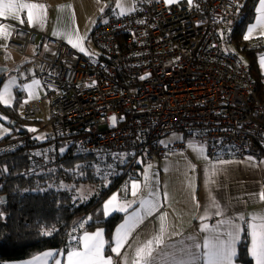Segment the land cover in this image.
I'll return each instance as SVG.
<instances>
[{"label": "built area", "instance_id": "2783aa9c", "mask_svg": "<svg viewBox=\"0 0 264 264\" xmlns=\"http://www.w3.org/2000/svg\"><path fill=\"white\" fill-rule=\"evenodd\" d=\"M133 4L93 27L94 55L26 28L12 31L7 47L21 60L13 70L17 86L43 84V94L20 102L18 114L30 133L29 122L51 133L41 145L16 135L0 143V153L29 143L25 172H32L70 149L99 176L129 180L141 175L145 159L182 147L161 142L181 131L212 158L264 160V75L253 78L250 63L226 49L239 0ZM263 47L255 39L241 49Z\"/></svg>", "mask_w": 264, "mask_h": 264}, {"label": "crops", "instance_id": "0c3cea01", "mask_svg": "<svg viewBox=\"0 0 264 264\" xmlns=\"http://www.w3.org/2000/svg\"><path fill=\"white\" fill-rule=\"evenodd\" d=\"M132 1L24 0L27 3L44 6L43 20L35 25H30L25 13L20 14L21 19L24 20L23 23L11 18L0 17V94L4 93L6 87L3 86L4 82L11 76L15 79L13 70L21 63L16 53L7 47L8 39L15 28L22 27L35 31L40 40L43 37H52L68 43L70 36L72 43L68 44L80 51L79 47L73 46L79 44L85 52L93 27L111 12L119 14L117 3L123 5L130 2L129 9H122L126 13L131 12L134 7ZM164 1L166 2V0ZM188 1L173 0V2L179 3ZM259 3L260 0H257L255 15L246 26L244 38L248 36L247 39L256 38L264 42V28L256 27L249 33L250 26L256 24L257 17L260 15L256 11ZM78 37L83 39L78 40ZM257 50V76H262L264 75V66L261 64V59L264 58V47ZM34 82H38V84ZM14 84L13 91L15 95L18 94L21 97L20 102L34 100L43 94V84L39 79L22 87L17 86L15 79ZM0 102L3 105H9L4 103L3 99H0ZM1 123L8 125L7 118L0 113V139L11 131L7 132ZM33 132L35 129L32 127V137H34ZM175 142H183V146L166 151L160 158L145 160L139 177L126 180L119 191L112 192L83 219V225H85L91 221L104 220L117 212L123 213L111 234V246L115 247L117 230L127 222V228L130 231L126 235L124 230L120 232L123 237L120 255L105 251L106 233L104 227L96 226L88 230L85 229L78 239L84 233L94 234L101 230L105 242L103 254L105 257L111 256L113 264H138V262L143 264V260L137 256L136 250L148 245L149 241L153 242L150 245L152 257L149 258V264H181V262L183 264H204L203 261L193 262L189 253H202L205 251L202 245L206 237L210 234H219L223 237L226 232L233 230L234 225H239L244 231L240 233L237 250L239 251L243 239L246 241L248 250L251 238L247 225L249 223H264V198H261L264 190V160L251 156L212 158L201 144L191 139ZM201 147L204 149L203 158L197 155V150ZM134 183L139 186L135 196L132 195ZM114 195L117 200L110 205L109 214L105 215L104 205ZM141 201H145L146 204L141 205ZM151 203H155V209L151 215H145V208ZM129 204L130 206H128ZM121 206L126 207V211L115 210ZM133 213L138 215L132 216ZM130 216H132L131 220H129ZM240 217L244 219H239ZM252 217H257V220H253ZM162 225L163 233H161ZM161 235L163 243L157 244L155 238ZM195 244H200L201 248H195ZM74 247H77V243L62 251L66 252ZM47 251L56 252L58 250L44 249L32 257L17 261H5L3 264H24L25 261L42 256ZM247 255L252 264H256L255 259L248 254V251ZM36 264H45V262L37 261ZM46 264H54V260L49 258ZM235 264L243 263L238 258Z\"/></svg>", "mask_w": 264, "mask_h": 264}, {"label": "trees", "instance_id": "16d2710c", "mask_svg": "<svg viewBox=\"0 0 264 264\" xmlns=\"http://www.w3.org/2000/svg\"><path fill=\"white\" fill-rule=\"evenodd\" d=\"M257 0H240L231 17L233 36L238 44L246 26L255 15ZM250 58L251 73L257 79V66L253 49H244ZM21 97L17 94L11 105L0 102V113L8 119L11 131L0 143L24 134L38 145L50 141L49 136L39 141L23 127L17 112ZM13 122V123H12ZM29 141V140H28ZM27 143L15 150L0 153V262L17 261L32 257L44 249L66 250L76 245L83 230L101 226L106 233V252L111 244V234L123 213L91 221L83 225V219L100 205L112 192L126 181L124 174L116 177L99 176L87 158L74 154L70 149L59 154L56 163L38 171L25 172L27 167ZM147 160V159H145ZM89 181L98 184L95 192L85 201H78L67 188H51L48 183ZM5 195V199L1 196ZM50 232L51 235H44ZM73 237L76 239L74 240ZM239 260L252 264L247 255L246 241L239 246Z\"/></svg>", "mask_w": 264, "mask_h": 264}, {"label": "snow or ice", "instance_id": "6c2138e0", "mask_svg": "<svg viewBox=\"0 0 264 264\" xmlns=\"http://www.w3.org/2000/svg\"><path fill=\"white\" fill-rule=\"evenodd\" d=\"M166 2L171 3L173 0H166ZM122 5L117 3V8H121ZM43 11L44 6L36 3H27L24 0H0V17L11 18L18 20L20 23H23L24 20L21 19L20 14L25 13L27 22L30 25H35L43 20ZM256 11L260 14L257 17L256 24L250 26L249 33H251L256 27L264 28V0H260L259 7ZM121 15L126 14V11H122ZM7 35V33H5ZM246 39L248 36L245 37ZM78 40L83 38H77ZM68 43H72V39L69 36ZM74 47H79L81 52L84 51L83 47H80L79 44L73 45ZM261 64L264 66V58L261 59ZM143 78V77H142ZM37 83L38 82H34ZM8 91L7 86L5 87V93ZM0 99H3V94H0ZM7 103V102H6ZM115 119V118H113ZM204 149L201 147L197 150V155L203 158ZM138 185L133 184L132 195L135 196L138 190ZM261 198H264L262 194ZM117 200V197L114 195L107 201L104 205V214L108 215L110 211V205ZM135 203V201H132ZM145 201H141V205H145ZM130 206V204L128 205ZM155 209V203H151L145 208V215H151L152 211ZM118 211H126V207L121 206ZM219 214V213H217ZM137 213H133L132 216H137ZM132 216L129 217V220L132 219ZM239 219H244L240 217ZM253 220H257V217H252ZM223 223V221H221ZM206 228V226H205ZM247 228L250 230L248 234L251 238L250 247L248 248V254L255 259L256 264H264V223H249ZM124 230L125 235L129 228H127V222L124 225L120 226V229L117 230V236L115 239V247H112L111 244L108 245V251L111 253L120 255V248L123 246V237L120 235V232ZM215 231V230H213ZM244 229L239 225H234L231 232H226L223 237L219 234H210L203 241L202 247L205 249L202 253H189L191 260L194 261H203L204 264H235V261L239 258V253L237 250V242L240 239V233ZM164 232L163 225L161 226V233ZM44 235H51L50 232H45ZM75 240L76 238L73 237ZM157 244L163 243L162 235L155 238ZM77 247L71 248L66 252L58 250L56 252L47 251L42 254V256L34 257L32 260L25 261L24 264H36L37 261H46L51 258L54 260V264H113V258L111 256L105 257L103 252L105 249V242L102 238L101 230L96 231L94 234L84 233V235L76 240ZM152 241L148 242L143 248H138L136 254L138 257H141L143 264H149V258L152 257V251L150 245ZM195 248H201L200 244H195ZM3 264V262H0ZM139 264V262H138ZM183 264V262H181Z\"/></svg>", "mask_w": 264, "mask_h": 264}, {"label": "rangeland", "instance_id": "374dc122", "mask_svg": "<svg viewBox=\"0 0 264 264\" xmlns=\"http://www.w3.org/2000/svg\"><path fill=\"white\" fill-rule=\"evenodd\" d=\"M132 3H133V1H132ZM122 8L129 9L130 8V2L128 4H126V3L123 4L122 7L119 8V14L123 11ZM105 17L106 16H104V18L101 21H104ZM231 24H232V21L230 22L229 25H230V29L232 28V30H233L234 27ZM244 33H245V30L243 32L242 40L238 44L234 40L233 44L229 45L226 49H227V51H230L231 53H234V54L236 53L238 58H240L242 61H244L245 63L248 64V63H250V58L247 57L246 51L241 49V48H242V45H243L244 41H246V40H255L256 38L246 39V38H244ZM234 37L235 36H233V39H234ZM87 46L88 47L85 49V53L87 55H94L96 51L94 50L92 44L90 42H88ZM257 52H258V50H254L253 51L255 59L257 58V55H258ZM8 80H10V81H8ZM8 80H6L4 82V85H3V86H7V88H8V91L6 93H5V89H4L3 101H4V103L7 102V104L11 105L13 103V101H14L13 99H15V94H14V91H13V88H14L13 85H15L14 84L15 83V79H13V77L11 76V77H9ZM259 92H260V88H258V93ZM111 120H112V118H111ZM1 124H2V126H4L6 128L5 130L7 132H9L11 130V126L6 125L5 123H1ZM28 124L31 125V127L37 128V124L36 123L29 122ZM23 125H24V123H23ZM50 133H51L50 127L46 126L44 128H41V129L36 130L35 132H33V136L35 137V139H37L39 141H42ZM182 140H185V138L183 136V132L176 131V132H171V133H168V134L164 135L162 137V139H161V142L163 144H166V143H169V142L173 143L175 141H182ZM64 149H65V147H63V146L60 147L61 151H63ZM47 186L51 187V188H67V189H69L72 192L73 197L75 199H77L78 201H85L95 192L98 184L95 183V182H89V181L69 182V183L60 181V182H57V183H52V182L48 183ZM117 191H119V189Z\"/></svg>", "mask_w": 264, "mask_h": 264}, {"label": "water", "instance_id": "95a60500", "mask_svg": "<svg viewBox=\"0 0 264 264\" xmlns=\"http://www.w3.org/2000/svg\"><path fill=\"white\" fill-rule=\"evenodd\" d=\"M0 81H1V79H0ZM12 123H13V122H12ZM1 198H2V199H5V195H2Z\"/></svg>", "mask_w": 264, "mask_h": 264}]
</instances>
